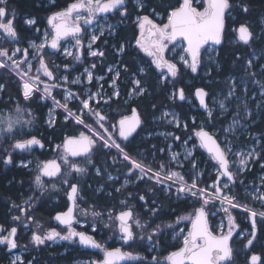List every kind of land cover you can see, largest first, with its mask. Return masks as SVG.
<instances>
[{"label": "snow or ice", "instance_id": "obj_1", "mask_svg": "<svg viewBox=\"0 0 264 264\" xmlns=\"http://www.w3.org/2000/svg\"><path fill=\"white\" fill-rule=\"evenodd\" d=\"M197 3H201L203 11L198 10L195 6ZM160 7V5L147 4L145 0H135L136 26L139 29V37H133L136 41L135 47L147 56L152 57V61L147 67L136 64L134 72L125 61H120V64L123 65V71L131 75L132 90L129 93L131 96L144 97L149 95V88L145 86L146 82L143 77L152 70L151 65H155L157 69H167L166 73L158 77L157 88H167L169 77H171L173 87L179 82L177 78L181 73L177 63L165 59L164 56L169 43H173L178 39L186 42V46L182 49L186 55L180 56V62L185 69H190L191 73L195 74L203 61L201 49L208 53L210 61L217 63L212 52H215L216 55H219V52L213 46H220L227 42L229 29L226 21L231 20L233 24L239 25L238 28H232L231 32L238 33L239 40L243 41L245 45H249L257 39L256 33L251 30V24L240 19L241 16H246L253 10L249 0H177L176 4H169L163 8L167 23L157 24L152 17L160 14L158 11ZM108 13L118 15L121 18L120 23L129 19L133 14L128 9L127 0H75L65 9L54 12L49 17L48 23L52 25L53 32L51 34L45 33L44 42L36 44L35 41H31L28 48H21L19 46L21 41L15 11L9 12L8 0H0V96L5 94L9 97L12 96V93L8 92L11 84L4 79V73H8L16 77L17 87L21 90L20 94L24 101L32 103L37 99L36 94L41 91L43 95L39 99L52 100L53 107L49 110V119L46 121L49 127L56 126L52 113L56 109H63L67 113L65 120L73 119L77 125H83L90 133V135H86L84 132H80L78 136H68L62 144L56 145L57 149H63L60 156L63 170L61 164H58L55 160L37 165V174L34 176L33 181L35 187L43 194L48 191V183L43 178H58L61 185L67 186L63 190L66 192L68 199L72 201L73 207H68L66 212L57 213L55 216V220L67 226L66 232L57 231L55 228H51L44 233L34 232L31 243L39 247L45 245L48 241L55 242L57 240L76 243L78 238L80 245L101 249L104 252L103 261L99 264H121L123 261H139L140 264H144V258L140 254L122 251L121 248L107 250L92 235H88L83 231H76L72 227L74 208L78 207V199H83V197L78 196L81 191L79 182H72L76 180L74 174L84 176L89 171L86 166L81 165L80 158H83L84 165H92L95 168L97 176L103 178L106 174L108 180L118 183L120 182V176H113L105 168L95 167L93 160V153L108 150L107 154H111L114 149L116 155L112 158L113 165L123 164L119 172L124 178L120 187L114 188V191L123 194L129 185L134 184L139 188L140 184H144V189L137 192L135 196L132 192H128L127 195L143 202L140 207L143 209V216L148 218L144 219L139 213L134 214V209L128 206L127 200H121L120 203L124 205L125 210H121L114 217L112 212H109V222L103 225L105 228H112L118 222L119 239L124 244L132 247L133 245L139 246L142 242H148L151 244V250H156L158 246L163 244L165 233L169 230L177 238L182 237L181 247L170 252L163 262L157 256H152V264H234L236 250L232 243L233 235L234 233L238 236L241 235L244 229H240L235 217L230 212V208H243L251 222L249 237L245 238L247 242L244 247L246 249L250 250L257 238V216L264 222V211L257 212L239 203L240 197L232 190L234 187L244 185V180L241 177L247 171H251L252 164L264 160V144L260 145V151H257L256 147L249 148L247 151H233V148L236 147L235 141L239 138L238 133L240 130L237 126L240 125L242 119L248 122L256 115L249 108V97L246 95L249 91L248 88L243 89L244 95L242 98L237 97L240 80L233 78L224 100L219 101L221 113H227L228 108L225 105V100L231 102V98L237 97L236 111L232 123L226 128H222L223 141L218 142V139L214 138L203 127L195 132L201 142V147L208 151L211 160L215 162L212 167L216 169V176L211 184L200 186L205 171L200 169L191 149L186 150L183 161H181L179 153L173 152L166 161L160 162L155 167L145 163V158L140 156L139 153H137L139 158H134L126 149L131 143L130 138L135 139L133 133H136L137 128L144 123L137 110L135 108L131 110V117L122 116L118 121V126L117 124H110L106 127L109 118L102 114L99 109L100 100L96 99L101 93L88 92L84 98H81L80 94L73 93L65 87L72 84L80 85L85 78L88 83H92L94 80L92 69L96 68V64L85 68L81 75L69 80V75L74 70L72 65L64 64L63 69L66 74L56 76L54 73L59 71L60 66H54L50 69L44 59L46 53L42 52L48 43L49 35H51L50 47L52 49H58L60 40L68 36H72L75 40L77 50L83 49L84 42L81 33L86 32L87 28L82 27V24L92 25L94 22L98 23L101 18L100 14ZM24 24L28 27H34L36 20L34 18L25 19ZM260 24L261 31L264 32V15L260 17ZM35 30L39 31L38 28ZM105 30L110 36H118L114 25H108L107 29L102 26L98 27V34L94 32L89 37L87 48L90 56L102 58L106 55L104 51L99 50L98 45L96 50H93V45L104 37ZM121 39L123 38L117 40L115 53L121 56L129 55L127 49L132 46L131 42L121 43ZM106 42V39L102 41V43ZM5 44H15L16 47L7 48L4 47ZM205 45L209 47L205 49ZM30 49L34 51L30 52ZM63 51L66 57H72L77 62L81 61V54L74 53L69 49ZM30 55L38 61L37 72L42 69L43 76L47 77L52 83L41 81L39 75L33 76L30 74L33 69V63L29 59ZM241 59L242 57H237L234 62ZM243 67L245 76L259 87L261 101L257 107L264 112V72L259 74L260 79H255L257 73L250 71L255 67L252 59H247ZM261 68H264V65H261ZM107 71L114 73V75L109 85L113 91L104 100L105 104H108L113 97L119 98L120 96L116 83L121 76L120 69L108 67ZM95 79L104 80V77L99 76ZM42 83L43 88L41 89L40 84ZM58 87L64 88L63 103L52 95V90ZM100 88L102 89L103 85H100ZM194 94L199 100L200 106L205 109L208 120L213 121L215 119L214 112L206 103V97L209 96V93L204 88H196ZM168 98L173 101L177 99L183 101L186 99L185 90L180 88L172 92ZM75 99H79L80 106L73 112L68 104ZM251 99H256L255 93H253ZM93 101H95V105H93ZM152 107L156 108V105L153 104ZM26 112L27 109L18 105L13 116H0V136L11 134L15 139L17 133L14 130L17 125L23 128L25 124H32L35 117L32 116L31 119L24 120L23 117ZM241 112H243V116H241ZM28 114L31 115V113ZM165 117H171L167 121L169 124H174L177 128L181 127L180 119L176 113L163 112L161 118ZM87 118H92L94 124L98 127L94 128L92 124L86 123ZM193 123H195V118H193ZM183 127L187 128V123H184ZM101 129L103 131H100ZM116 132H118V139L114 137ZM229 134L232 137L231 139H229ZM168 135L172 134L169 133ZM26 136L27 138L15 139V142L11 145L12 149L31 151L34 145L41 148L45 146L41 138H37L31 133H27ZM174 139L179 140L180 137L176 136ZM183 143L187 144V141ZM152 148L156 149V146L152 145ZM156 150L164 153L166 149L159 148ZM150 154L154 155V153ZM229 156H234L236 160L230 161ZM190 157L191 159H189ZM0 159L4 164H15L16 167L28 168V163L23 160L17 164L13 153L7 149L4 150V155ZM185 162L190 167V172L182 173L172 170L173 166L183 169ZM233 164L236 165L234 170ZM260 167L264 169V163H260ZM261 181L264 182V176L261 177ZM50 188L57 193L61 190L55 182L50 184ZM109 194L111 195V193ZM161 195L165 196L169 203L173 198L179 200L181 196L191 198L199 207L194 210L192 215L180 216L167 223H156L157 220L170 214L164 210V203L159 199ZM248 198L258 201L264 207V183L260 187L254 188L249 193ZM37 199L35 196L28 197L24 204L32 206ZM217 203L220 204L218 211L225 213L227 222L225 223L222 220L216 229L218 234H214V231L210 230L208 217L217 214L216 211H212L216 208ZM13 207L19 209L27 219H33L28 208H22L20 205L15 204H13ZM80 212L82 215H87V212L83 209H80ZM91 215L94 218L102 217V213L99 211H92ZM12 219L19 221L21 217L14 216ZM186 220L190 221L191 228L185 234V230L179 228V225ZM37 227H40L38 223ZM177 229L179 230L177 231ZM4 231L6 230L0 227V233ZM92 231H96L95 224L92 225ZM0 245H6L10 251L19 247L16 227H12L7 235L0 234ZM34 260L35 258L25 261L21 255H14L10 260V264H34ZM84 264H98V262L86 261ZM245 264H264V258L261 255L252 254L246 258Z\"/></svg>", "mask_w": 264, "mask_h": 264}, {"label": "trees", "instance_id": "obj_2", "mask_svg": "<svg viewBox=\"0 0 264 264\" xmlns=\"http://www.w3.org/2000/svg\"><path fill=\"white\" fill-rule=\"evenodd\" d=\"M71 2L72 0H55V3L50 4L46 0H8L9 12H12L14 10L15 12H17V14L21 16L27 15L33 17L36 20V24L34 27H27L26 25H24L23 19L17 21L18 32L21 41L19 46L21 48H23L24 46L27 47L28 42L31 40L40 41L44 34V31L48 30V28H51L50 24L48 23V19L52 15V13L65 8L67 4ZM167 2V0L161 1V7L158 8L159 11H161L160 13L164 14L163 8L167 4ZM249 3L251 4L253 10L246 16H241L240 19L243 21H247L249 24H251V30L254 31L257 35L258 31L260 30V27L258 26L260 17L264 15V0H249ZM238 26V24H233L230 20V23L227 26L229 29L227 42L218 47L219 55H217L216 58L218 66H214L211 63L204 64L200 67L198 74L195 75L192 74L190 71L184 70L180 65L181 74L177 78L179 82L175 85H179V87L183 86V89L185 90V96L187 98H193V104L195 106H197V102L195 100L194 95V91L196 88H204L209 93L208 103H210L211 98L218 94L227 95L229 91L230 82L233 80V78L240 80V85L238 88L242 87L243 85H247L248 89H250V87L259 89L257 84L253 83L251 79L245 76L243 65L246 63L247 59L251 58V56L256 50L261 49L263 47L264 38L262 36L261 40L257 42L254 41L249 45H245L243 42L239 41L237 36L238 33L231 32L232 28H238ZM124 27V31L126 33L123 34L122 32H120L116 38H111V44L117 43V40L121 37L123 39H121L120 42L130 41L132 43L135 40L133 37H136V31L131 21L126 22V25ZM36 28H38L39 31H36ZM102 41L103 39H101L99 45L103 47L102 49L106 53V55L101 58L102 62L95 71L96 75H105V70L107 66L109 64L117 63L118 59V56L114 55L113 50L110 49V46H104ZM49 44L47 48L43 50V53H46V55L44 56L45 61L48 60V57L50 59L49 64L47 63L48 66H50V68L52 69L54 66H61V64L64 65L68 63V61H63L62 58L59 57V49L61 47H59L58 49L51 50ZM4 47L14 48L16 47V45L5 44ZM237 57H242V59L238 62H234L236 61ZM132 59L133 64L131 62ZM139 59H141V57L134 53H129V55L123 56L122 58L123 61H125L129 66H131L132 71H135V65L137 64ZM262 63L263 60L261 59L255 64V67L250 70L257 73L255 79H260L261 77L259 74L261 72H264V70H260ZM79 65L75 68L76 72H79L81 70L80 68H82ZM62 72L63 70L56 71V76L62 75ZM209 72L210 75H204L205 73ZM157 78L158 77L153 78V76H151L150 78H143L146 82L145 85H147L149 91H151V94L144 96L143 98L145 102V110L155 116L161 115L163 113L164 106L168 103L166 93L167 91H169V87L164 89L158 88L156 90L157 87L155 82ZM4 79L11 84V87L8 89V92H11L12 96L9 97L6 94L3 95L4 98L0 101V110L4 109L9 103H11L15 99L19 102L23 101L22 95L20 94L21 90L18 89L16 80H14V76L8 75V73H4ZM185 79L189 80L190 84L185 83ZM105 82H107L106 79ZM129 86V84H123L120 82V87L125 93L122 95L124 99L126 97L127 90H129ZM92 87L93 89L96 88L95 85H93ZM238 88L237 96L239 94ZM123 98L121 99V102L123 101ZM5 99H8V104H6ZM136 102L137 101H135L134 103ZM153 104L156 105V108L152 107ZM29 106L33 109L36 115V119L38 121L37 124L39 126H42L43 128L42 131L41 129H36L30 131L29 133L41 137L43 140H45L48 146H53L54 143L62 142L68 136H77L78 134H80V132H83V127L81 125H77L73 120L64 121V116L61 112L58 113L56 119V126L49 129V127L45 125V118L50 104L47 103L43 105L42 103L38 102V95L37 99H35L32 103H29ZM172 106L177 110L182 121L187 123L188 128L186 131H182L160 124V129L167 131L168 141H174V137L178 136L182 140L188 137H192L193 141L197 143L198 137L195 135V132L198 131L201 127H203L204 130L208 131L214 136V138L218 139V142H220L219 136L214 135L213 131H218L219 134L223 133L222 128H226L230 119L232 118V112H228L225 116L219 117L220 115L218 114V112L214 111L215 119L213 121H209L206 112L201 111L199 109L195 110L193 107H191V105L187 104L185 101L180 102L178 100L174 105H170V107ZM128 109L130 110V108ZM193 118H195V123H193ZM243 124L244 127H246L245 131L247 133L239 136L238 142L240 143V145H245L246 143H249L251 141L255 143L259 142V146L261 144H264V114L259 117L255 115L253 119L248 122H245L243 120ZM154 130L155 128H153L152 125L148 127L145 126L143 128V131L140 132L138 136L128 145V148L126 150L129 151V153L135 157H138L137 153H139L140 156H143L145 158L144 162L156 166V164L152 162L154 155H151L150 153H155L156 151L157 156L159 158H162V156H160V152L156 150L163 147L162 140L160 137H158L157 139H144L142 137L143 134L152 132ZM169 133H171L172 135H168ZM152 145H155L156 149H153ZM51 153L52 152L50 150L45 151L43 153L38 151L36 152L38 158L41 160L51 158ZM105 153V150L100 153L101 157L99 158V161L103 162V164L100 163L101 168H105L109 173L112 172L116 175H119L120 182L116 183L108 180L106 174L103 178L97 176L94 173V167L92 165L86 166L89 171L86 175L82 176L81 181L79 180L78 182L80 187H85V194L88 196L89 205L93 210L100 211L103 208H112L116 211V209L120 210V201L125 199L127 193H134L143 184H140L139 188L131 186L127 188V190H125L123 194L116 193L114 191V188L120 187L123 176L120 175L119 169H121L123 166L119 167V169L117 168L114 170H110V161L108 159L107 154ZM195 156L196 160L199 159V166H203L206 160H210L209 155L201 148L196 151ZM80 160L83 161V158H80ZM260 163H264V160L260 161L259 163H255L253 166V170L251 172H246L241 178H243L244 176H246L247 178H255L260 173L264 175V169L260 168ZM212 178H214V176H211L209 178H207L206 176V183H208V181H210ZM28 179H30V176L27 174L26 171H24V169L16 168L14 166H7L2 162V159H0V186L4 188V191L7 192H2L0 197V207L2 209V217L4 218L3 221L5 224H7V221L11 217V213H7L8 211H10V204L18 202L17 199H12L9 196L11 195V193L9 192H11V189L14 186H17V183L19 184L23 182L22 186H27ZM57 179L58 178H56L55 180ZM55 180H51L49 182L52 183ZM82 190L83 189H81L79 194L81 192H84V190ZM232 190L240 197L239 203L250 207L249 199L243 194V185L234 187ZM109 193H111V195ZM66 202L67 201L63 199L62 204L51 207L50 213L53 214L60 211ZM179 206L180 203L178 202L170 204V209H172L174 212L170 214L171 217L169 219L177 216L181 211H185L186 209H188V205L183 209H179ZM232 215L235 217L236 223L239 224L240 229L251 230V224L247 220V213L239 211L232 212ZM262 225H264V222H262L261 219L257 218V238L254 240L250 250L244 247V245L246 244V240H242L241 242L237 243L234 261L241 260L243 262V260H246V258L250 257L252 254H258L261 255L262 258H264V226ZM237 231H239V229H237ZM166 246L170 250L174 251L180 247L179 244H177L176 242L166 244ZM38 255L41 257L42 260L52 258L50 257L52 255L51 252L45 253L44 255L42 252L38 253ZM149 255L150 254H148L147 256L150 257ZM73 260L74 258L72 256V253H70V255L64 256L61 262H63L64 264H73ZM38 262L39 261H35V264H38Z\"/></svg>", "mask_w": 264, "mask_h": 264}, {"label": "rangeland", "instance_id": "obj_3", "mask_svg": "<svg viewBox=\"0 0 264 264\" xmlns=\"http://www.w3.org/2000/svg\"><path fill=\"white\" fill-rule=\"evenodd\" d=\"M51 1V0H50ZM52 2V1H51ZM199 5H201V3H197L195 6L198 8ZM198 10L200 11H203V7L201 6V8H198ZM19 17V16H18ZM22 18V17H21ZM29 18H33V17H30V16H23V22L25 21V19H29ZM156 19H158V21L160 22L162 20V15H158L155 17ZM159 22H155L157 24H160ZM105 24L107 25H104L102 26L104 29H107V26L108 25H114L116 27V25H119L118 23H115V22H106ZM25 25V24H24ZM258 26L260 27V30L258 31V34H257V39L255 40L256 42L261 40V37L263 36L264 38V32L261 31V24H260V20H259V24ZM28 27V26H27ZM116 30H117V27H116ZM97 33L98 34V29H96L95 27L91 28L89 30V35L87 36V39L85 40V45L83 47V49H81V51L77 50L76 47H75V40L73 38H69L67 39L61 46V48L59 49V57L62 58L63 61H68V64H71L72 65V68L74 69L73 71H71L70 75H69V80L71 79H74L75 77L81 75V73L84 72V69L85 68H88L90 67L92 64H96V68L95 69H92L93 71V75H94V80L92 83H88L86 78L83 80V82L80 84V85H66L65 87L69 88L73 93H78L80 94V97L81 98H84L88 92H91L93 94L99 92L101 93L100 96L96 97V99H99L100 100V104H99V109L100 111L102 112V114H105L108 110V104H105L104 103V100L107 99L108 97V94H110V83H106L105 82V79H106V74H110L107 69L105 70L106 73L105 75H96L95 74V71L96 69L100 66V58L98 57H92L88 54V48H87V45H88V42H89V37L91 36V34L93 33ZM105 35H104V39H106V43H103V45H107V43L109 42L108 41V38L111 37V38H115L116 36H110L108 34V32L105 30ZM45 33H49L51 34L52 33V29L51 28H48V30L44 31V34L41 38L40 41H35L36 44H40L42 42L45 41ZM238 36V34H237ZM239 38V37H238ZM50 39H51V35L48 36V43L46 44L45 48H47L49 42H50ZM31 41H34V40H31ZM29 41V42H31ZM29 42H28V45L27 47H23V48H28L29 46ZM101 42V41H100ZM97 43H99V41L96 42L95 45H93V50H96V46H97ZM172 46L171 43L168 44L167 46V49L165 50V53H164V56H165V59H168V60H171L170 57H167L166 55V52L167 50ZM185 43L181 40H179L175 45H173L172 47V52H173V55L176 56V59L175 61L174 60H171L172 62L174 63H177L178 65V68L180 69V67L182 66V68L184 70H188L190 71V69H185L183 64L180 62V56L182 55H186L184 52H183V47H185ZM209 46H207L206 48H208ZM214 47V46H213ZM45 48L43 50H45ZM205 48V49H206ZM64 49H69V50H72L74 53H77V54H81L82 58H81V61L77 62V61H74L72 59V57H66L64 55ZM214 49L217 50L216 47H214ZM42 50V52H43ZM99 50H101L99 48ZM34 50H31L30 49V52H32ZM103 51V50H102ZM202 52V55H203V61H202V64L201 66H203L204 64H213L214 66L217 65V63H213L212 61H210L208 59V53H205L204 50L201 51ZM113 53L114 55H117L118 56V59H117V63L114 64V65H109L107 66L108 67H112L114 69L116 68H119L120 71H121V75L122 74H126L124 71H123V65H119L118 62L121 61L122 59V56L121 55H118L115 53V49H113ZM144 53V52H143ZM212 55L215 56V59L217 58V55L215 52H212ZM150 61H152V57H148ZM29 59L31 60V62L33 63V69H32V72L30 73L31 75L33 76H36V75H39L40 76V79L41 81H44V82H47V83H52V81H49L47 77H44L43 76V70L41 69L39 72H37V68L39 67V64H38V61L32 57L31 55L29 56ZM253 61H254V64H256L259 60H263V63L262 65H264V45L261 49H258L256 50L253 55L251 56V58ZM49 57H48V60L46 61V63L49 64ZM55 61V60H54ZM53 61V62H54ZM82 61H84L83 63V67H82V70H80L79 72H76V67H78V65L80 63H82ZM99 61V62H97ZM217 61V59H216ZM138 64V62H137ZM181 65V66H180ZM154 66V65H153ZM200 66V67H201ZM200 67L198 69V72L200 70ZM50 68V66H49ZM51 69V68H50ZM63 70L62 72V75L66 74L64 69H63V64H61L60 68H59V71ZM157 72H158V75H161L166 73L167 72V69L164 68V69H155ZM260 70H264V68H261L260 67ZM191 72V71H190ZM195 73V75L198 74ZM114 74V73H112ZM193 74V73H192ZM209 73H205L204 75L207 76ZM9 75V74H8ZM55 75H57V73H55ZM61 76V75H60ZM99 76H103L104 77V80H96L95 77H99ZM128 76V77H127ZM126 77L122 78L120 76V80L122 81L123 80V83H127L129 80L131 81V75H127ZM14 80H16V77L14 76ZM190 82V81H188ZM232 82V81H231ZM230 82V83H231ZM93 85L96 86L95 89H93ZM100 85H103V88L101 89L100 88ZM169 87V91H167L166 93V98H167V104L164 106V109H163V112H174L178 115L179 119H180V122H181V127L180 128H177L174 124H169L167 121L168 119H171V117H165V118H161L162 117V114L161 115H157L155 118H153L154 116H152V114L148 111H144V114H145V118L144 120H150L151 122L152 121H157L158 124H162V125H165L167 127H170V128H173V129H179V130H182V131H186L187 128L183 127L184 125V122L182 121V119L180 118V115L179 113L176 111V109L172 106L170 107V105H174L179 99L173 101V100H170L168 98V96L180 89L179 85L175 87H173V83H172V80H171V77H169V82L167 83V88ZM247 87V85H243L242 87L238 88V96L237 97H240L242 98V96L244 95L243 93V89ZM40 88L42 89L43 88V83L40 84ZM130 90H129V93L131 92L132 90V84H131V87L129 86ZM258 88V87H257ZM93 89V90H91ZM248 93L246 94L248 97H249V100H248V103H249V108L251 109V111H253L256 116H261L262 114H264V112L261 111V109H259L257 107L258 103L261 101V98L259 96V89H256L254 87H250V89H248ZM153 93V92H152ZM253 93L256 94V99H251ZM63 94H64V88H55L52 90V95L55 96V98L57 100H60L62 103H63ZM149 94H151V91H149ZM36 95H38V102L42 103L43 105L46 104V103H49L50 104V107L47 111V114H46V118L45 120L47 121L49 119V110L53 107V104H52V100L51 99H47V100H41L39 99L40 96L43 95V92L41 91L40 93H37ZM131 96V95H130ZM226 95H223V94H218L216 96H214L213 98H211V101L210 103H208V106L214 111L218 112V114L220 115L219 117H223L225 116L228 112H232V118L230 119L229 124L232 123V119H233V116L235 115V111H236V102H237V97H233L231 98V102H229L228 100H225V105L226 107L228 108V112L227 113H221V110L219 108V101L220 100H224ZM136 97V96H134ZM4 98V96H0V101ZM116 98V97H114ZM131 98H133V96H131ZM196 100V99H195ZM180 102H186L187 104L191 105V107H193L195 110L196 109H199V104L197 103V106H195L193 104L194 100L193 98H187L183 101L179 100ZM5 102L6 104L9 103L8 99H5ZM197 102V101H196ZM22 106L23 108L27 109V112L24 114V117L23 119L24 120H29L32 118V116L35 117L34 121L32 124H25L23 126V128H21L20 125H17L16 126V129L14 130L17 135L15 136V139H20V138H27L26 134L29 133L30 131L32 130H36V129H41V131L43 130L42 126H39L37 124V119H36V115L33 111V109L29 106V102H26V101H22V102H19L18 100H13L11 103H9L4 109L0 110V116H13L14 115V112H15V108L17 106ZM93 105H95V101H93ZM78 106H80V101L79 99H75V100H71L68 104V107L73 111L75 112L78 108ZM167 106H169V108H167ZM119 109V107H118ZM119 110H122V109H119ZM87 111V110H85ZM61 112L64 116V121H69V120H73V119H68V120H65V116L67 115V113L64 112L63 109H56L53 113H52V118L57 119V116H58V113ZM28 113H31V115H29ZM243 112H241V116H243ZM74 121V120H73ZM75 122V121H74ZM86 123L88 124H92L94 128L98 127L94 124V120L92 118H87L86 119ZM45 125L48 126V124L45 122ZM227 125V126H228ZM83 127V125H81ZM49 127V126H48ZM148 127V126H147ZM237 127H239V131L240 133H238V135H244L246 134L247 132L245 131L246 130V127H244V124H243V119L241 120V123L240 125H238ZM53 127H49V129H51ZM82 131L87 134V135H90V133L88 132V130L86 128L83 127ZM100 131H103V130H100ZM158 132L157 133H154V132H149V133H146L144 134L142 137L144 139H148L149 137H153V136H158L161 138L162 140V148H165V152L164 153H160V156H162V158H159L158 159V162H163V161H166L168 159V157L171 155V153H179L180 154V159L181 161H183V158H184V155L186 153V150H193V154L199 149L201 148L203 150V148L201 147V143L200 141L198 140V142H194L192 139V137H188V138H185V139H174V141H168V137H167V131L166 130H157ZM214 135H217L219 136V140L220 142L224 140V134L221 133L219 134L218 131H213ZM79 135V134H78ZM77 135V136H78ZM37 138H41L39 136H37ZM231 135L229 134V139H231ZM15 139H13V136L10 134L8 136H0V157H3L4 155V150L7 149L8 151L12 152L13 154H19L21 156H23L25 153L27 155H32V158L31 159H27V160H23L24 162L28 163V170H30L31 174H30V179H28V183L27 185H31V196L29 197H37L38 199L36 201L38 202H41L42 201V198L41 196H46L48 195L51 196V194H53L52 196L56 195L55 197V200H58L57 198L61 199V196H65L67 197V194L66 192L63 190L64 188H66L67 186L66 185H61L59 179L53 181L55 183H57V186L61 189L58 193L57 192H54L51 190L50 188V182L48 180H45L47 183H48V191H46L45 193L41 194L40 190L37 189L34 185V176L37 174V165L38 164H41V163H44V162H47L48 160H51V159H57L60 161V164L62 166V170H63V165H62V162H61V159H60V156H61V153L63 151V149H57L56 148V145L58 144H62V142H59V143H54L53 146H50L48 147V149L52 152V157L49 158L48 160H41L38 158L37 154L35 152H28V151H24V152H19L17 150H13L11 145L15 142ZM45 141V140H44ZM184 141H187V144L183 143ZM235 144H236V147L233 148V151H247L249 148H252V147H256L257 151H260V146H259V142H256L254 143L253 141L249 142V143H246L245 145H240V143L238 142V139L235 141ZM46 146H47V143H46ZM33 151V150H32ZM101 152H96V153H93V160L94 162L97 161V159H99L101 157ZM134 158H138V157H135L133 156ZM210 157V155H209ZM200 158V156H199ZM190 159V158H189ZM199 159H197V162H198ZM229 160L230 161H235L236 158L234 156H229ZM199 163V162H198ZM215 162L211 160V157H210V160H206L204 162V165L203 166H199L201 170H204L205 171V175L201 178V184L200 186L203 187L205 186L206 184H211L213 182V180L215 179V176H216V169L212 167V165L214 164ZM81 165L83 166V161H81ZM84 166H87V165H84ZM233 170L235 169L236 165L233 164ZM253 166L254 164L251 165V171L253 170ZM155 167V166H153ZM17 168H20V167H17ZM261 168V167H260ZM21 169H24V171H26L25 168H21ZM27 170V171H28ZM172 170H175V171H178V172H190L191 169L190 167L187 165V163L185 162V167L183 169L181 168H178V167H175L173 166V169ZM26 171V172H27ZM251 171H247V172H251ZM96 173V172H95ZM75 177H76V180H80L82 179V176H79L78 174H74ZM207 176V178L211 177V176H214V178H212L210 181H208V183H206L205 181V177ZM264 176L263 174H258L255 178H247L246 176H244L242 179L244 180V185H243V194L248 198L249 197V193L252 192V190L256 187H260L262 185V181H261V177ZM71 179V178H70ZM187 179V177H186ZM23 184L22 183H17V186H21ZM144 184L140 186L139 190L135 191L133 194V196L136 195L137 192L139 191H142L144 189ZM80 189H83L84 192H81L78 196L80 197H83V199H78V207H76V210H75V218L78 222L81 223V225H84L85 222H87L88 224L91 225H96V229L97 231L99 232V234L102 236L101 238H99L97 241L102 243L104 248H106V245H111V244H115V243H119V244H123V242L119 239V233H118V222H116L115 225H113L112 228H105L103 225L104 223H108L109 220H108V213L109 212H112L113 214V217L115 215H118V213L121 211V210H125V207L124 205H119L120 206V210L119 209H116V211L114 209H109V208H103L102 210H100L99 212L102 213V217L100 218H94L91 213L92 211H95L93 210L90 205L88 204V196L85 194L86 193V190H85V187L84 186H81ZM82 190V191H83ZM48 192V193H47ZM51 192V193H50ZM28 199V197H24L23 199H21V201H18L17 203H14L15 205H20L22 208H26L27 205L24 204V201ZM44 199V198H43ZM159 199L164 203V210L165 212H168L170 214H172L174 211L172 209H170V204L171 203H175V202H178L180 203V206H179V209H183L184 207H186L188 205V209H186L185 211H181L177 216L169 219L171 217V215L169 214L168 216H164L162 217L159 221L157 220L156 223H162V222H171V221H174L175 219H177V217H180V216H185V215H192L194 210L199 207L198 204L194 203L192 201L191 198H185L183 196H181V198L179 200H176L175 198L172 199V201L169 203L167 198L163 195H161L159 197ZM249 199V203H250V209H253V210H256V211H264V207L261 206V204L258 202V201H255L253 199ZM123 200H127V203H128V206L132 207L134 209V214H141L143 216V209L140 207V205L143 203V202H139L138 200L136 199H133L132 197H129L127 195V197ZM36 206V204H32L31 208H34ZM123 208H122V207ZM227 206V205H225ZM80 209H83L85 212H87V215H82L81 212H80ZM218 209H220V204L217 203L216 205V208L215 209H212V211H216L217 214L215 216H209L208 219H209V223H210V230H213L214 231V234H218V232L216 231V229L218 228V225L219 223L223 220L225 223L227 222L226 221V215L225 213H223V211H218ZM15 211H17V216H19L21 214V212L19 211V209H16L14 208ZM239 211H243V208H235V209H231L230 208V212L232 214V212H239ZM144 219H147L148 217L147 216H143ZM259 219H261L259 216L257 217ZM249 221V219H247ZM262 220V219H261ZM92 228V227H91ZM179 228H183L185 230V234L187 233L188 230H190L191 228V223L190 221H183L182 223H180L179 225ZM179 229H177L178 231ZM249 232L250 230H244L243 233L241 235H234V239H233V247L235 248L236 250V247H237V243L241 242L242 240H246L245 238L246 237H249ZM176 242L177 244H179V246L181 247L182 246V237L181 238H177L176 235L174 233H172L170 230L165 233V236H164V242L161 246H158V248L156 250H151V244L148 243V242H142L141 245L137 246V245H133L132 247L135 249L133 251V253H138L140 254L143 258H144V264H150L152 263V256H157L162 262L164 261V258L172 251L174 250H170L166 244H171V243H174ZM247 242V241H246ZM58 242H54V245L57 244ZM47 244V243H46ZM129 248V246H128ZM24 252H21V254H17L16 255H23ZM150 254L151 257H148L147 255ZM245 261L246 260H243V262L241 260H237V261H234V264H245ZM136 264H140L139 261H137Z\"/></svg>", "mask_w": 264, "mask_h": 264}, {"label": "flooded vegetation", "instance_id": "obj_4", "mask_svg": "<svg viewBox=\"0 0 264 264\" xmlns=\"http://www.w3.org/2000/svg\"><path fill=\"white\" fill-rule=\"evenodd\" d=\"M46 1H48L50 4L55 3V0H54V2H53V0H51L52 2L50 0H46ZM161 1H163V0H145V2L147 4H151V5H154V6L155 5H160ZM167 1L168 2H167V4L164 7H167L169 4H176L177 3V0H167ZM73 2H75V0H72L71 3H73ZM71 3H68L67 6L70 5ZM127 3H128L129 11L132 12L133 14L131 15V17L129 19L125 20L123 23H120L121 18L118 15H116L115 13L100 14L101 18L99 19L98 23L94 22L92 25H83L82 22H81L82 27L87 28L86 32H82L81 33V37L83 39L84 45H85V40L87 39V36L89 35V30L91 28H93V27L98 29V27L107 25V24H105L107 21L108 22H115V23L119 24V25H116L118 35H119L120 32H122L123 34L126 33L124 31V28H125L124 26L126 25V22L131 21V23H132V25H133V27L135 28V31H136V37H139V29L136 26L135 0H127ZM65 8H63V9H65ZM198 8H201V5H199ZM63 9H61V10H63ZM61 10H59V11H61ZM158 11H159V9H158ZM159 12H161V11H159ZM160 14L162 15V20L159 22L158 19H156L155 17H152L154 22H159L160 24L167 23L166 15L163 14V13H160ZM15 15H16V22L21 20V19H23V15L21 16V15L17 14V12H15ZM229 23H230V20L226 21V25L227 26L229 25ZM50 26H51V29H52V25H50ZM52 32H53V29H52ZM69 38H73V37L72 36H68V37L62 38L60 40V42H59L60 47ZM104 38L105 37H102L101 39H104ZM179 40L183 41L182 39H178L177 41L171 43L172 46L166 52L167 57H170V59L174 60V61L176 59V56L173 55V52H172L171 49H172L173 45H175ZM108 41L109 42L107 43V45L110 46V49L111 50L115 49L116 43L115 44H113V43L111 44V37L108 38ZM124 42L122 41L121 43H124ZM183 42L186 45V42L185 41H183ZM135 43H136V41L134 40L131 43L132 46L129 47L127 49V51L129 53H134L136 55H139L141 57V59H139L138 64L141 65V66L147 67L149 64H151V61L148 58L149 56H147L142 51H139L135 47ZM99 44H100V41H99V43H97V45L101 49L102 46H100ZM207 46L208 45H205L204 48H206ZM216 47H218V46H216ZM96 48H97V46H96ZM50 49L52 50L51 47H50ZM203 50L204 49H201V51H203ZM79 51H81V49ZM217 51H218V48H217ZM122 58H123V56H122ZM131 62L133 64V59H132ZM83 63H84V61H82V63H80L79 66L83 67ZM118 64L121 65L120 62H118ZM109 65H114V64H109ZM151 67H152V70L144 77H147V78H150L151 76H153V78L154 77H160V75H158V72L155 70L156 69L155 65L154 66L151 65ZM80 69L82 70V68H80ZM186 71H188V70H186ZM106 75H107L106 76V80H107L106 83L109 82L111 84V80H112V77H113L114 74L110 73V74H106ZM127 75H129V73L122 74L121 77L124 78ZM157 80H158V78H157ZM157 80H156L155 84H157ZM188 81L189 80L185 79V83L190 84V82H188ZM120 82L123 83V80L121 81L119 79L116 82L117 83V87H118L119 92H120L119 98H114L113 97V99L108 102V110H107V112L104 115H106L109 119L106 122L105 126L108 127L110 124H117V126H118V121L122 118V116L131 117V115H132V111L131 110L133 108H135L137 110V112L141 115V119L144 121V123L139 128H137V132L133 133V136L136 138L138 136V134L143 131V128L145 126H151V125H152L153 128H155V130L152 131V132L157 133L158 132L157 130H160V127H159L160 124H158L156 120L152 121V122L150 120H147V121L144 120V118H145L144 111L146 109L145 108V102L143 100L144 97H134L133 96V98H131V96L129 95V90H130V88H129V90H127L126 97L124 99L122 97V95L125 94V93L123 92V90L120 87ZM123 84H129L130 87H131V81L130 80L127 83H123ZM145 86L148 87L147 85H145ZM180 88H183V86H181ZM157 89L158 88H156V90ZM109 91L111 93L113 91V89L110 87ZM194 93H195V91H194ZM122 98H123V101L121 102ZM135 101H137V102L134 103ZM118 107H119V109H122V110H119ZM128 108H130V110ZM167 108H169V106H167ZM152 116H154L153 118H155L157 115L156 116L152 115ZM109 130L111 131V128ZM114 137L118 139V132L114 133ZM157 138H158V136H153V137H149L148 139H157ZM130 140H131V142L133 141L131 138H130ZM42 142L45 145L43 148H41V147H39L37 145H34V146H32V150L33 151L32 150L31 151H29V150H17V151H19V152L28 151V152H35V153L37 151L38 152H42V153L45 152V151H49L48 147H50V146H48V145L46 146V142L43 139H42ZM125 143H127V142H125ZM159 143H161V142H159ZM105 151H106L105 154H107L108 150H105ZM115 155H116V152H115L114 149L112 150L111 154H107L108 159L110 161V170L111 169L114 170V169H117V168L119 169V167L123 166L122 163H117V164L113 165L112 158ZM13 156H14V160H15V162L17 164L21 160H27V159H31L32 158V155H27L26 153L23 156H21V155H19L17 153L13 154ZM158 159H159V157L157 156L156 151H155L154 158H153L152 162L157 165V164H159ZM46 160H48V159H46ZM53 160H55L58 164H60V161L57 160V159H51V160H48V161H53ZM100 163L103 164L102 161H99V159H97V161L94 162L95 167H101ZM147 164H150V163H147ZM6 165L7 166L16 167L15 164H6ZM150 165H152V164H150ZM152 166H154V165H152ZM27 170L28 169H26V171ZM94 173H95V168H94ZM110 173L113 176H119V175H116L115 173H112V172H110ZM27 174L30 176V174H31L30 170L27 171ZM43 179L51 181V180H55L56 178L44 177ZM76 181H79V180H74L72 182H76ZM121 183H122V180H121ZM132 186L136 187V185H134V184ZM129 187H131V186H128V188ZM30 189H31V185L14 186L11 189V192H9V193H11V195H9V196L12 199H17L18 201H21V199H23L24 197L31 196ZM0 190H1L0 191V197H1V193L2 192L3 193H7L6 191H4V188H2L1 186H0ZM100 190H101V188H100ZM52 195L53 194H51V196H49V197H48V195L41 196L42 201L41 202L35 201L33 203V204H36V206L34 208H31V206H29V205L26 206V208H28V210H29V213H30L31 217L33 218L32 220L27 219L26 216L23 213H21L19 215L21 217V219L19 221H14L12 218L14 216H17L18 214H17V211L14 210V207H13L14 203H11L10 204V206H11L10 207V211L7 212V213H11V217L7 221V224H5L4 221H3L4 218L2 217V209L0 207V227H2L3 229L6 230V231H4L3 233H0V234L7 235L8 231H10V229L12 227H16L17 228V243L19 245V247L17 249H13L11 251L6 247V245H0V264H10V260L12 259V257L14 255H16V253L17 254H21V252H24L22 257L24 258L25 261L33 260V258H35L34 264H35V261H39L38 264H41V263L42 264H64L63 262H61L62 258L64 256L70 255V253H72V256L74 258L73 264H84V262H86V261H97L98 264H99V262L103 261L104 252L101 249H93V248H90V247H85L83 245H80L78 243V238H77V242L76 243H70L68 241L57 240L56 242H58V243L55 244V245H54L53 241H48V242H46L47 244L40 245L39 247H37V246H35V245H33L31 243V237H32L34 232L44 233V232L48 231L51 228H55L57 231H61V232H66L67 231V226L63 225V224H60L59 221L55 220V216L57 215V213L66 212L67 211L68 207H70V204H71L70 200L68 199V197H65V196H61V199L57 198L58 200H55V198L57 196L56 195L52 196ZM126 197H127V195H126ZM63 199H65L67 201L64 204L63 208L60 211H58L57 213H53V214L50 213V208L54 207L56 205L62 204L63 203ZM75 210H76V208H74V220H73V223H72V227L76 231H83V232H85L88 235H92L96 240L101 238L102 236L99 234L97 229H96L95 232L92 231V228H91L92 225L90 226V224H88L87 222H85L84 225H81V223L76 220V218H75ZM37 223L40 225L39 228L37 227ZM208 223H209V219H208ZM209 227H210V223H209ZM234 235L236 236V233H234ZM234 235H233V239H234ZM114 248H121L122 251H129V252H133L135 250L133 247H129L128 248V245L124 244V243L123 244L115 243V244H111V245H106L105 249L112 250ZM42 252H43V255L45 253L51 252L52 255L50 257H52V258L47 259V260H42L41 257L38 255V253H42ZM149 256L151 257V255H149ZM136 263H137V261H123V262H121V264H136ZM150 264H152V263H150Z\"/></svg>", "mask_w": 264, "mask_h": 264}, {"label": "water", "instance_id": "obj_5", "mask_svg": "<svg viewBox=\"0 0 264 264\" xmlns=\"http://www.w3.org/2000/svg\"><path fill=\"white\" fill-rule=\"evenodd\" d=\"M243 42V41H242ZM196 98V97H195ZM196 100H197V103L199 104V100L196 98ZM206 103L208 104V96L206 97ZM199 107H200V109L202 110V111H205V109L203 108V107H201L200 106V104H199ZM199 139V138H198ZM205 151H206V153L208 154V155H210L209 153H208V151L205 149V148H203ZM70 207H73V203H72V201H70ZM251 223V222H250Z\"/></svg>", "mask_w": 264, "mask_h": 264}, {"label": "built area", "instance_id": "obj_6", "mask_svg": "<svg viewBox=\"0 0 264 264\" xmlns=\"http://www.w3.org/2000/svg\"><path fill=\"white\" fill-rule=\"evenodd\" d=\"M258 212V211H257Z\"/></svg>", "mask_w": 264, "mask_h": 264}]
</instances>
